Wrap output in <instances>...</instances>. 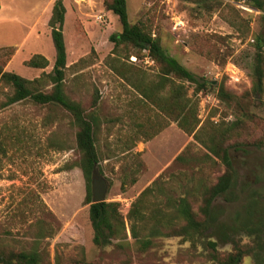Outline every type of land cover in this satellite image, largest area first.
Listing matches in <instances>:
<instances>
[{
    "label": "rangeland",
    "instance_id": "obj_1",
    "mask_svg": "<svg viewBox=\"0 0 264 264\" xmlns=\"http://www.w3.org/2000/svg\"><path fill=\"white\" fill-rule=\"evenodd\" d=\"M2 1L7 10L0 19L19 22L12 28L8 23L12 39L19 41L25 26L29 34L14 57L13 49L0 50L1 68L27 79L50 72L55 52L48 20L55 0ZM62 2L64 91L86 110L98 97V163L109 184L106 201L119 202L125 231L111 244L94 245L72 117L60 106L24 100L0 107V243L36 250L40 264H55L58 255L86 264H222L234 253L235 243L248 250L239 264H264V76L262 94L253 96L251 91L254 39L264 37V9L245 0H126L129 23L144 25L170 56L208 81L195 92L194 84L175 80L185 101L196 105L199 126L208 122L221 128L235 122L236 115L220 99V86L248 108L235 136L240 147L230 149L233 185L214 201L217 229L193 244L179 235L157 236L142 250L130 235L127 212L145 189L150 190L142 198L144 212L163 213L170 210L167 197L212 185L226 167L113 69L130 68L146 82L160 77L159 65L145 51L140 57L132 48L113 51L109 35L121 25L104 0ZM240 2L250 9L238 7ZM35 53L48 60L47 66L24 64ZM49 89L47 84L44 90ZM2 91L9 93V88L0 90V102ZM188 194L191 208L198 211L197 195Z\"/></svg>",
    "mask_w": 264,
    "mask_h": 264
},
{
    "label": "trees",
    "instance_id": "obj_2",
    "mask_svg": "<svg viewBox=\"0 0 264 264\" xmlns=\"http://www.w3.org/2000/svg\"><path fill=\"white\" fill-rule=\"evenodd\" d=\"M245 2L256 9H264L263 0H245ZM103 4L108 11L117 16L121 25L119 32L109 35V41L113 43V51L119 47H123L125 50L132 48L136 57H140L142 51H145L147 56L159 65L160 77L158 80L146 82L141 73L130 68L114 66L113 69L140 94L146 103L154 105L160 113L173 119L180 129L188 135H192L204 146L208 152L207 155L219 159L226 167V171L212 185H196L176 198L167 197V206L170 207V210L163 213L159 210H151L150 214L144 212L142 198L150 190L149 188L145 189L127 212L130 235L142 250L149 248L157 236L179 235L192 244L201 242L213 227L216 226L217 229L215 199L229 191L233 185L235 168L230 149L237 150L240 147L238 146L239 142H234L235 136H238L241 123L248 115V108L235 94L220 86L218 89L221 95L220 99L226 102L232 113L236 115L235 122L226 124L224 127L221 126V128H219L220 124L212 125L208 122L199 126L196 105L194 102L190 104L185 101L182 85L175 80H185L194 84L195 92L203 90L208 81L192 73L170 56L160 44L159 39L152 36L144 25L129 23L126 0H104ZM64 15L65 6L62 0H55L48 20L55 52L50 72L43 73L34 79H27L17 73L3 70L0 66V90L3 87L9 88V93L2 91L4 99L0 102V107L28 100L39 105H57L69 113L72 123L76 127L75 142L80 154L78 166L86 184L84 201L88 204V219L93 232L92 242L96 246H105L111 244V240L119 237L125 231L124 217L120 211L119 202L105 200L93 203L91 199V181L94 171L102 174L94 142V130L98 126V116L94 108L98 97L94 98L90 110H86L80 102L70 99L64 91L63 80L66 68V50L62 33ZM254 47L251 91L253 96H256L262 94L263 91L264 56L262 48L264 47V37L255 36ZM24 64L34 68H44L47 66L48 60L42 54L35 53L26 59ZM133 74H137V76H133ZM47 84L50 85V89L44 90ZM166 85L169 88L164 89ZM188 193L197 195L200 201L196 212L191 208ZM260 225L263 236L264 222H261ZM206 242L209 245H214L209 239ZM233 244L235 246L234 253L229 254L222 264H239L241 258L248 252L237 244ZM40 263L41 255L36 250H15L0 243V264ZM55 264L86 263L81 258L66 259L58 255Z\"/></svg>",
    "mask_w": 264,
    "mask_h": 264
},
{
    "label": "crops",
    "instance_id": "obj_3",
    "mask_svg": "<svg viewBox=\"0 0 264 264\" xmlns=\"http://www.w3.org/2000/svg\"><path fill=\"white\" fill-rule=\"evenodd\" d=\"M6 10H7L6 4L2 0H0V15H2L3 12ZM27 20H28V17L25 16V19L23 20L24 23H27ZM31 20H32V16L30 17V21ZM8 23L12 28V25L14 27H16V24L19 22L17 20H13L11 18L0 19V34L8 35V36H4V37L0 38V50L4 49V48H11V49H13L12 57H14L17 54L18 50L22 48L23 44L26 41V38H27V35L29 34V32H28V27L25 26L27 31L24 33V36L21 37V39L19 41H16L15 39H12V37L10 36V32L12 29H10V26L8 25ZM17 47H19V48L17 49Z\"/></svg>",
    "mask_w": 264,
    "mask_h": 264
},
{
    "label": "water",
    "instance_id": "obj_4",
    "mask_svg": "<svg viewBox=\"0 0 264 264\" xmlns=\"http://www.w3.org/2000/svg\"><path fill=\"white\" fill-rule=\"evenodd\" d=\"M109 184L107 179L94 171L91 181V199L93 203L102 202L106 200Z\"/></svg>",
    "mask_w": 264,
    "mask_h": 264
},
{
    "label": "built area",
    "instance_id": "obj_5",
    "mask_svg": "<svg viewBox=\"0 0 264 264\" xmlns=\"http://www.w3.org/2000/svg\"><path fill=\"white\" fill-rule=\"evenodd\" d=\"M238 7H240L243 10H249L250 9L249 6H246L245 4H243V2H240L238 4Z\"/></svg>",
    "mask_w": 264,
    "mask_h": 264
}]
</instances>
